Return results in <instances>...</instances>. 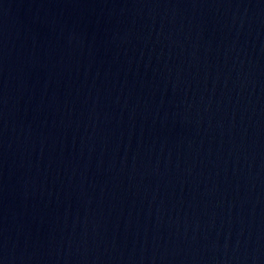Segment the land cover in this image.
I'll list each match as a JSON object with an SVG mask.
<instances>
[{"label":"water","instance_id":"water-1","mask_svg":"<svg viewBox=\"0 0 264 264\" xmlns=\"http://www.w3.org/2000/svg\"><path fill=\"white\" fill-rule=\"evenodd\" d=\"M0 264H264V0H0Z\"/></svg>","mask_w":264,"mask_h":264}]
</instances>
